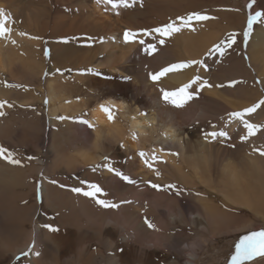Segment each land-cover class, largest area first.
<instances>
[{
  "label": "rangeland",
  "instance_id": "obj_1",
  "mask_svg": "<svg viewBox=\"0 0 264 264\" xmlns=\"http://www.w3.org/2000/svg\"><path fill=\"white\" fill-rule=\"evenodd\" d=\"M169 1L135 0L133 2V0H129L130 7L121 6L116 9L112 7L111 3H103L115 10L111 20H120L124 24L121 32L117 33L115 37L110 36V38L112 41L119 40L124 46L131 47L129 58L124 62L126 73L116 74L106 67L97 68L89 64V59L94 57L96 51L83 53L86 45L90 43L93 46V42L103 41L105 38L100 28L95 26L90 18L87 7L88 0H0V10H3L11 18V21L5 26L12 29L11 34L25 33L24 39L29 38V41L41 43L42 48H36L31 53L38 55L44 61V66L35 64L34 68L38 70L37 74H28L19 80H16L17 78L11 79L7 75L0 76V90L3 93L11 94L9 96L0 95V102H4V107L0 108V112L4 113L0 115V121L3 123L5 118H10L12 123L7 124L9 126L2 124L5 127L0 129V146L11 151L14 158L20 161L19 165H14L0 159V176L7 177L8 171L13 175L22 174L25 177L24 184H32L35 189V196L29 197L28 200L27 198L17 200L16 195L19 192L22 193L24 189L11 191L8 184L0 186V224L6 222L8 217L10 218V214L6 211H20L19 208H23L24 211H33V209H25L30 208V206L26 207L29 203L36 208L31 221H23L27 223H23L24 228L26 225L29 227H26L25 230L33 229L31 234L33 242L30 245H28V239L24 240L23 236L21 238L16 236L15 226L10 223L1 226L0 252L3 250L4 254L0 256V264H32L29 259L30 254L38 252L35 251V239L45 238L43 232L39 233L35 230L36 225L43 222L42 219H45L41 223L45 230H49L48 227L46 228L47 225L57 228L58 231L63 229L62 232L68 230L70 234L76 230L78 240L76 239L75 242L69 244L71 249L78 246L76 257H79V253L85 249L98 257V259L88 263L87 254L85 257L86 264H112L111 261L115 264H188V258L183 250L186 243L195 242V240L202 241L203 237L206 236L207 231L200 230L199 226L194 228L191 224L185 226L179 224L177 227L181 228L177 229L178 238H172L170 235L165 239V246L150 248L148 242L143 241L133 247L131 243L134 238H132L133 234L128 232L129 227L118 224L121 217L117 215H119L121 207L137 205L141 202H146L147 206L151 207L150 202L156 199L157 195L164 193L165 196L174 198L179 206L182 204L188 205L190 208L196 206L192 203L191 196L179 185L176 186L173 184L174 182H170V178L154 183L159 185V189H157L153 188L149 181L144 182L140 177L137 178L133 175L142 166L141 159L144 166L149 164L147 160L149 150L162 139L163 127L169 122L168 113L179 123L180 127L183 125V130L186 132L190 130V126L194 125H197L195 128L199 126L200 129H204L205 133L210 130V125L216 127V123H210L209 120H204V122L194 120L195 123L192 125V122L189 123L188 121L189 113L172 115L169 112L171 103L163 99L161 91L162 89L170 91L169 85L158 84L156 88L153 86L149 88L152 98L157 97L160 102H156V99L149 100V95L144 93L146 91L143 90V87L155 85L158 82L151 80L150 73L155 74L172 64L195 60L203 63L193 64L176 71L186 73V77L185 82L175 86V90L197 76L200 78L199 80H208L207 83L210 81V83L219 84L222 82L219 81L222 74L226 86L240 83L242 87L250 91L251 95H245L248 100L245 109L264 99V62L257 66L250 58L254 39L258 35L264 37V17L253 24L247 43L244 41L248 17L255 15L257 11L264 12V0H254V2L253 0H180L182 4L189 2V6L193 8L192 12L184 14H176L173 8L172 12L167 10ZM113 2L118 3L119 0H113ZM249 4L252 6L249 7ZM120 8L122 9L120 10ZM106 10L105 8L103 11L106 12ZM137 13L139 14L137 15ZM192 13H199L213 17V19L193 21L191 28H181L179 33H174L170 37H160L158 33L146 36L142 34L143 30L150 31L156 27H163L171 21H177L179 26L178 17ZM239 23L244 24V30L243 27L238 26ZM111 24L109 22L107 25L110 26ZM128 30L136 32L137 36L133 42L125 43L123 34ZM229 34H235V43L231 47L227 46ZM210 38V43L206 44ZM3 39L0 38V42ZM140 39L144 40V45L139 43ZM160 39H164V44L159 43ZM186 39L191 41V45L188 47H186ZM12 40L16 41L17 37L12 38ZM6 43L10 45L9 42ZM149 44L156 45V51L152 54L145 51V47ZM217 45L223 49V55L214 51ZM18 46L24 47L25 41L19 43ZM194 50H198V52L192 54ZM46 52L47 55H45ZM235 64L237 65L236 68H234ZM238 67L241 68L240 77L233 75ZM201 70L205 72L204 75H202ZM17 74L21 76V72L18 71ZM53 78L58 79L57 81L64 85L65 90L79 104L84 103L83 100L85 99L93 100V105L99 102L103 104L109 98L115 97L108 92L113 86L120 87L135 83V86L140 87L139 91L147 96V100L143 101L141 107L135 106L134 110L139 108L138 111L143 110L145 116H155L159 123L156 128H150L151 140L144 143L145 152L143 154L145 155H140L135 160L134 155L124 149L122 141L115 144L105 142L101 146L102 151L97 152L101 158L96 156L95 163H90L86 167L82 164L66 167L60 160L63 155L71 154L82 147L84 149L93 148V143L96 141L92 131L95 128L90 124L88 106L77 112V115L69 113L67 116L62 113L58 118H51L50 106L52 102L48 88ZM229 79L232 81L229 82ZM161 80H170L168 74L161 77L159 81ZM32 88H37V90L31 91ZM192 90L190 93L193 92V98L201 97L204 99L203 95L196 92L197 90ZM34 94L39 95L41 100L31 104L23 103L22 99ZM216 95L215 92L210 93L212 97H216ZM191 101L192 99L185 105ZM134 104L135 102H133ZM185 105L179 108L184 109ZM262 108L264 105L257 108L256 112L253 113L254 117L264 113V111H260L257 115V112ZM163 109H166L168 113L166 114ZM221 109L222 107L219 105L216 110L219 112ZM130 110L131 112L134 111L131 108ZM113 119L115 121L120 119L118 112L113 113ZM63 120L67 123H64ZM81 121H87V123ZM260 121L264 122V118ZM224 122L229 123V117ZM253 124L259 125V122ZM211 132L216 131L209 133ZM225 132L227 137L217 136L213 138L208 136L210 143L217 139L212 147L219 143L216 147L228 148V151L239 156L258 157L256 160L264 163V156L260 155V151L264 150V127H261L254 136L244 140V146L232 142L235 137L229 131ZM220 139L224 140L226 145L221 144ZM238 140L241 143V137ZM108 166L129 177L133 183L121 179L115 174V171H109ZM160 175H162L161 172H159ZM89 184L98 185L102 189V193H97L96 197L93 198L73 191L75 188H80L82 192L89 191ZM168 185L174 187H167ZM141 188L143 194L142 191H139ZM97 199L106 200L116 207H102L96 203ZM216 203L235 218L245 220L246 217L247 220L250 218L252 220V211L235 210L231 206H224L222 199L217 200ZM146 209L147 211H154L153 216L161 221L166 206ZM102 211L116 216L115 221L108 223L107 220H97L95 217L102 214ZM61 213L62 215H69V218H75L76 225L62 226L59 223ZM86 213L92 220L86 216ZM27 218L29 219V217ZM150 222L160 226L157 221ZM253 226H255L254 229L248 228L243 232L222 231L224 235L218 233L220 236L217 235L216 231L213 232L217 237L215 240L205 243V249L200 252L201 258L198 264H230L231 256L235 253V246L239 241L253 231L264 230L261 223H254ZM6 233L21 244L24 243L25 249L10 251V247H2L1 245L6 240ZM49 243L52 244V242ZM173 244L175 246L171 248ZM106 248L109 249L108 260L104 259L107 257ZM100 251L101 253L98 254ZM52 252L49 250L45 254L46 256H42L38 252L40 264L59 262L60 259L56 258L58 255H52ZM59 256L62 261H67L68 264H81L70 254ZM263 263L264 257H256L245 262V264Z\"/></svg>",
  "mask_w": 264,
  "mask_h": 264
},
{
  "label": "bare ground",
  "instance_id": "obj_2",
  "mask_svg": "<svg viewBox=\"0 0 264 264\" xmlns=\"http://www.w3.org/2000/svg\"><path fill=\"white\" fill-rule=\"evenodd\" d=\"M188 3L189 2H184L182 4L180 0H170L167 4V10L172 12L173 8L176 14L192 12L193 8L190 7ZM87 7L91 20L94 22L95 26L100 28L102 35L105 36L103 41H95L93 42V46L89 43L84 48V54L96 51L94 57L89 59V64L97 68L106 67L112 73L125 74L126 69L124 67V62L129 58L131 47L124 46L119 40L112 41L110 38V36L115 37L117 33L121 32L124 28V24L120 20L112 21V14L115 10L103 3L97 4L96 0H88ZM105 8L107 9L106 12L103 11ZM121 9L122 8H120V10ZM139 13H137V15ZM109 22L112 23L110 26L107 25ZM238 26L240 28L243 27L244 30L243 23H239ZM15 37H17V40L15 43H12V38ZM24 38L25 36L13 33L10 34V38H4L3 41L0 42V76L7 75L11 77V79L17 78L16 80H19L26 77L28 74H37L38 70L34 68L35 64L44 66V61L40 59L38 55L33 52L31 53V51L36 48H42L41 43L29 41V38ZM24 41L25 46L20 48L18 44ZM210 41L211 38L206 44H209ZM6 42H9L10 45ZM186 42V47L191 45L189 39H186ZM199 44L203 45L202 43ZM252 46L253 48L250 53L251 61L255 65L260 66L262 62H264V37L258 35L254 39ZM197 52L198 50H194L192 54ZM236 66L235 64L234 68H236ZM18 71L21 72V76L17 74ZM240 71L241 68L238 67V70H236L233 75L240 77ZM201 73L202 75L205 74L202 70ZM168 77L170 80H161L155 85L143 87V90L146 91L144 93L149 95V100L156 99V102H160L157 97L152 98L150 87L153 86L156 88L158 84H166L169 85L170 91H175L174 88L176 85L185 82L186 73L172 72L168 74ZM219 79V81H222L221 83L214 84L209 81L207 84L210 86L204 87L200 86L202 80H199L193 88L189 89V92L193 91L192 89L197 90L196 92L203 95L206 100L201 97L198 99L196 97V99L192 98V101L185 105L184 109L174 107V105L171 104L169 112L174 116L189 113L188 121L189 123L192 122V125L195 123L194 120H196V122H204V120H209L210 123L214 122L216 123V127L209 124L210 130L206 133L214 130L216 132L229 131L231 135L235 137L232 142L244 146V140L242 139L240 143L238 138L247 136V129L244 127L241 120L232 117L231 113L243 112L248 105V100L245 98V95H251V93L242 87L240 83L226 86L222 74ZM57 80L58 79L53 78L48 88V94L52 102L50 106L51 118H58L62 113H64L63 115L69 113L77 115V112L81 111L85 106H88L87 110H90V124L95 128L92 131V135L96 141L93 143V148L84 149L82 147L71 154L63 155L60 160L66 167H72L77 164H82V166L86 167L90 163H95L96 156H98L97 152L102 151L101 146L105 142L115 144L122 141L124 149L133 154L135 160H137L141 153L145 152L144 143L151 140L150 128H156L159 123L155 116H145V113L142 112L143 110L138 111L139 108L134 110L135 106L141 107L143 101L147 100V96H144L139 91L140 87L135 86V83L120 87L113 86L108 92L111 95H115V97L109 98L107 101L103 102V104L99 102L93 105V100L86 99L83 100L84 103L79 104V102L65 90L64 85L60 84ZM231 81L232 79H229V82ZM29 84L31 85V83ZM35 90H37V88L31 89V91ZM211 92H215L217 94L216 97L210 96ZM0 95L9 96L11 94L3 93L0 90ZM37 100H41V98L39 95L36 96L35 94L22 99L25 104H31ZM133 102H135L134 105ZM219 105L222 109L218 112L216 109ZM101 106L109 108L112 114L118 112L120 119L118 121L114 119L110 121L107 114L101 110ZM130 108L134 111L131 112ZM163 111L166 112V114L168 113L166 109H163ZM260 111H264V108L260 109L257 115ZM228 117L229 123L224 122ZM263 118L264 113L257 117H254L253 113L243 117V119L247 120L249 123L253 124L254 122H259V125H263L264 122L260 121ZM168 119L169 122L163 127L162 139L157 142L156 146H152L149 150L147 156L149 164L144 166V162L141 159L142 166L140 169L136 170L133 175L137 178L140 177L144 182L149 181L150 184L170 178V182H174L173 184L176 186L179 185L191 196L192 203L196 206L192 208L183 204L179 206L174 198L167 197L164 193L157 195V198L150 202L151 207H148L146 202L121 207L119 215H117L121 217L118 224L121 226L127 225L129 227L128 232L133 234L132 238H134L131 246L134 247L136 244L146 241L150 248L165 246V239L170 235L172 238L177 239V229L181 228L177 227L179 224L183 226L191 224L194 228L199 226L200 230L207 231L206 236L203 237L202 241L195 240L196 243L187 242L185 249H183L188 258V264H198L201 258L200 252L202 249H205V243H208L210 240H215L218 233H223L222 231L243 232L248 230V228L254 229V223H261L264 226V163L257 161L256 159L258 157L251 156L250 158V155L239 156L232 151H228V148L216 147L219 144L218 141V144L212 147V144H215L217 139L214 140L213 143H210L209 137L207 136L206 138L204 129H200L199 126L195 128L197 125H194L190 126V130L186 132L183 130V125L180 127L179 123L172 118L169 113ZM63 122L67 123V121L64 120ZM10 123L11 119L5 118L3 123L0 121V129L5 127L4 125L9 126L7 124ZM220 143L225 144V141L220 139ZM98 157L101 158V156ZM153 157H155V159H153ZM246 159H248L247 162ZM2 168L4 169L3 165ZM105 172L108 173L107 171ZM157 172H161L162 175L158 176ZM24 180L25 177L22 174L13 175L8 171L7 177L4 178L0 176V186H6L8 184L11 191L20 188L24 189L22 193L19 192L20 194L18 193L16 195V199L21 200L27 198L28 200L29 197L35 196V189L32 184L25 185ZM139 191H142L141 193L143 194L142 188ZM220 199L224 201V206H231L235 210L252 211V220L251 218L247 220L246 217L244 220L231 216L226 210L221 209L217 205L216 201H220ZM29 206L30 208L25 209H33V211H24L23 208H19L20 211H6L10 214V218L8 217L6 222L0 224V228L1 226H6L7 223L15 226L16 236L19 238L23 236L24 240L28 239V245L33 242V239H31L33 229L25 230L28 226L26 225L24 228L23 221H31V218L34 216V210L36 209L34 208L35 206H31L30 203L26 207ZM164 206H166V210L165 214L161 217V221L156 219V216H153L154 211H147L146 209L152 207L161 208ZM86 216L92 220L88 213H86ZM27 217H29V219ZM60 217L59 223H61L62 226H74L77 223L76 219L69 218V215H62L61 213ZM95 218L99 221L107 220V222L110 223L115 221L116 216L102 211V214H98ZM146 219L148 221H157L160 226L156 224L157 226L155 225L154 229L149 228L145 223ZM42 221L44 222L45 219H42ZM41 223L36 225L35 230L39 233L43 232L45 238L35 239V251H38L42 256L49 250H52V255H58L59 258L55 257L58 260L60 259L56 264H68L67 261L61 260L59 255L63 254L72 255V257L79 260L81 264H86L85 257L87 254L88 263L94 259H98V257H96L97 255L93 252H87L88 249L82 250L79 253V257H76V248L78 246L75 249L69 247V244L75 242L78 238L76 230L72 231L71 234L66 228V232H62L63 229L50 232L49 230L43 229ZM78 230L81 232L80 229ZM215 231L217 235L213 233ZM222 235H224V233ZM82 237L81 235V238ZM49 242H52V244ZM1 246L10 247V251L15 249L22 251L25 249L24 243L21 244L19 241L11 238L7 233L6 240ZM174 246L175 244H173L171 248ZM84 251L86 252L83 253ZM106 251L107 257H104V259L108 260L109 249L106 248ZM99 253H101V251L98 252V254ZM3 254L4 252L2 250L0 256H3ZM29 259L32 264H40L41 261L38 260L36 252L31 253ZM111 262L115 264V262Z\"/></svg>",
  "mask_w": 264,
  "mask_h": 264
},
{
  "label": "snow or ice",
  "instance_id": "obj_3",
  "mask_svg": "<svg viewBox=\"0 0 264 264\" xmlns=\"http://www.w3.org/2000/svg\"><path fill=\"white\" fill-rule=\"evenodd\" d=\"M135 2V0H133ZM254 2V0H253ZM97 4L105 3V4H112V7L114 9L119 8L121 6L123 7H130L131 4L129 3V0H119L118 3H114L113 0H96ZM252 5L249 4V7ZM261 17H264V12L257 11L255 15H250L247 20V29L244 32V41L247 43L248 37L250 36L253 28V24L261 19ZM208 19H213V17H208L206 15H201L199 13H192L187 16L178 17L179 20V26L177 25V21H171L168 24L164 25L163 27H156L149 30H143V35H150L152 33H158L160 37H170L174 33H179L181 31V28H191L193 21H205ZM11 21V18L3 11L0 10V38H10V34L12 32V29L9 27H6L5 25ZM194 30V29H192ZM20 35H25V33H19ZM137 36L136 32L133 31H125L123 34V39L125 43L133 42ZM34 38V37H33ZM12 43H15V41H11ZM67 42V41H65ZM164 39H160L159 43L164 44ZM139 43L141 45H144V40L140 39ZM235 43V34H229L228 37V47H231ZM145 51L148 52V54H152L156 51V45L155 44H149L145 47ZM214 51L220 52L221 55L224 54L223 49L217 45L214 49ZM48 53L46 52L45 55ZM202 61H187L184 63H177L172 64L170 66L162 68L159 72L155 74H149L150 78L153 82L159 81L161 77L166 76L169 73L176 72L179 70H182L184 68L190 67L193 64H202ZM89 71H92L89 69ZM200 78L194 77L191 81L181 86L179 89L175 91H162L163 99L175 107H183L189 100L193 98V94L189 92V89L192 88L194 84L197 83V81ZM235 83V82H233ZM201 87L204 86H210L207 84V81L201 82ZM261 105H264V99L260 100L257 104L245 109L243 112H235L231 113V116L240 119L243 123L244 127L247 129V136L241 137V139L246 140L248 137L255 135L257 131L260 130L261 127H264V125H256L249 123L247 120H244L243 117L245 115H251L252 113L256 112L257 108H259ZM4 107V102H0V108ZM101 110L105 112L108 116V119L111 121L113 119V114L111 110L107 107L101 106ZM3 112H0V115H3ZM82 123H87V121H81ZM207 136H212L213 138L217 136H223L227 137L226 132H211L206 133ZM141 155H145L141 153ZM260 155L264 156V150L260 151ZM0 159L6 160L9 164L19 165L20 161L18 159L14 158V154L9 151L8 149L4 148L3 146H0ZM31 159V157H29ZM155 159V157H153ZM147 163V161H146ZM109 171H115L111 168V166H108ZM115 174L119 176L121 179L133 183V181L123 175L119 171H115ZM157 175L159 176V172H157ZM153 188L159 189V185L152 184ZM89 191H84L80 188L73 189L76 193H82L86 197H93L95 198L97 193H102V189L96 185V184H89ZM167 187H174L173 185H168ZM96 203L101 205L102 207H116V205L110 204L106 200L97 199ZM145 223L148 225L149 228H155V225L152 224L147 219L145 220ZM46 227L49 228L50 231H58L57 228L52 227L51 225H47ZM27 255V253H25ZM37 256H39V253H36ZM256 257H264V230L262 231H253L249 235H245L239 243L235 246V253L231 256L230 264H245L246 261H251Z\"/></svg>",
  "mask_w": 264,
  "mask_h": 264
}]
</instances>
